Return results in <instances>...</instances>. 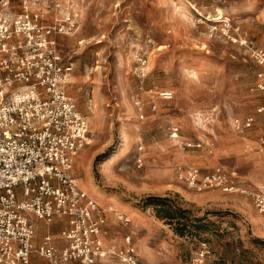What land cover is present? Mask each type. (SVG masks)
Segmentation results:
<instances>
[{
	"label": "rangeland",
	"instance_id": "rangeland-1",
	"mask_svg": "<svg viewBox=\"0 0 264 264\" xmlns=\"http://www.w3.org/2000/svg\"><path fill=\"white\" fill-rule=\"evenodd\" d=\"M72 2L79 28L60 44L74 65L67 88L90 121L74 174L107 215L105 244L124 247L131 233L143 264H264V213L242 191L264 186V62L253 55L264 49V0ZM247 115L252 126L237 127ZM217 166L236 171V189L189 183V170ZM152 195L205 228L179 234ZM32 264L49 262L34 253Z\"/></svg>",
	"mask_w": 264,
	"mask_h": 264
},
{
	"label": "built area",
	"instance_id": "built-area-1",
	"mask_svg": "<svg viewBox=\"0 0 264 264\" xmlns=\"http://www.w3.org/2000/svg\"><path fill=\"white\" fill-rule=\"evenodd\" d=\"M76 9L68 0H21L19 8L13 0H0V264H32L34 253L49 264H96L107 256L143 264L131 233L124 247L105 244L107 215L74 174L90 121L67 88L74 65L66 60L60 37L78 30ZM253 55L264 62V49L253 48ZM254 120L247 115L235 124L249 127ZM171 134L178 138L179 126H172ZM261 144L264 149V130ZM236 180V171L221 166L188 173L198 189L232 190ZM243 189L264 213V186ZM57 218L61 226L55 234L51 224ZM118 218L131 222L127 214ZM41 223L47 231L39 236Z\"/></svg>",
	"mask_w": 264,
	"mask_h": 264
},
{
	"label": "trees",
	"instance_id": "trees-1",
	"mask_svg": "<svg viewBox=\"0 0 264 264\" xmlns=\"http://www.w3.org/2000/svg\"><path fill=\"white\" fill-rule=\"evenodd\" d=\"M151 203H154L157 215L165 218L174 225L175 230L181 234H193L200 229L205 228V223L201 219H194L187 208L182 207L171 197L150 196Z\"/></svg>",
	"mask_w": 264,
	"mask_h": 264
},
{
	"label": "crops",
	"instance_id": "crops-1",
	"mask_svg": "<svg viewBox=\"0 0 264 264\" xmlns=\"http://www.w3.org/2000/svg\"><path fill=\"white\" fill-rule=\"evenodd\" d=\"M55 222L57 223L56 226H57V225H58V227L61 226V219L57 218V219L55 220ZM55 222H54V223H55ZM53 227H54V226H53ZM53 230L55 231L56 229L53 228Z\"/></svg>",
	"mask_w": 264,
	"mask_h": 264
},
{
	"label": "bare ground",
	"instance_id": "bare-ground-1",
	"mask_svg": "<svg viewBox=\"0 0 264 264\" xmlns=\"http://www.w3.org/2000/svg\"><path fill=\"white\" fill-rule=\"evenodd\" d=\"M90 140V139H89Z\"/></svg>",
	"mask_w": 264,
	"mask_h": 264
}]
</instances>
